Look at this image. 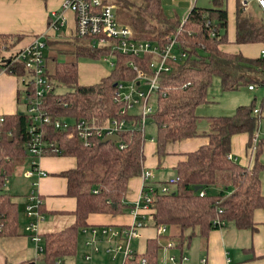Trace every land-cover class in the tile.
Listing matches in <instances>:
<instances>
[{
    "label": "trees",
    "instance_id": "1",
    "mask_svg": "<svg viewBox=\"0 0 264 264\" xmlns=\"http://www.w3.org/2000/svg\"><path fill=\"white\" fill-rule=\"evenodd\" d=\"M234 3V44L264 48V20L260 13L255 7L243 12L238 0ZM115 4L121 11L128 12L126 26L131 29L134 40L160 47L174 40L175 52L185 54L170 71L159 74L158 89L151 97L153 111L149 119L156 127L154 143L158 160L168 156L178 143L198 137L207 139L205 145L181 155L182 159L174 167L176 185L169 193L155 197L150 219L152 226L156 230L160 226L175 228L178 236L174 239L180 248L186 240L196 236L206 240L210 231L229 225L254 233L258 229L254 213L259 210L264 214L260 180L264 167L259 161L264 142L258 138L253 144L263 118L264 100L257 114L254 113V98L249 106L237 107L231 116L207 119V132L201 133L197 129L201 117L196 115V110L207 102V93L215 78L221 92L263 87L264 58L259 53L255 58H248L221 49L229 44V16L224 0H216L212 8H195L182 26L174 12L166 11L163 0H121ZM6 39H11L14 47L23 37L0 36V44ZM110 55L114 67L106 78L95 85H78L79 58L99 61ZM72 57L70 61L52 65L49 76L56 87L62 86L66 91L55 93L53 90L47 94L44 110L53 121L84 120L103 126L112 119H123L128 129L119 133L118 143L102 144V140L95 139L90 147H84L77 137L67 138L69 130L56 129L53 123L42 126L44 139L56 144L61 152L58 156L44 157L75 159V168L61 173L60 177L66 179V195L76 200V209L72 225L41 237L43 257L40 264H54L72 257L77 250L79 233L89 228V215L122 214L127 207L124 203L129 182L140 177L145 161V133L141 131L140 117L135 113L120 116L124 105L115 101V86L136 78V71L128 66L130 62L143 76H153L152 56L122 55L111 52L108 46L92 49L86 42L74 49ZM1 59L0 53V69L6 68V74L17 79L26 75L22 66L11 62L4 64ZM18 103H21L19 99ZM28 127L25 112L5 116L0 124V237L18 234L20 220L15 197L1 187L17 165L28 157L25 152ZM241 134L248 137L246 150L252 158L250 167L228 159L232 138ZM195 188L199 190L195 192ZM202 191L204 195L200 196ZM261 227L264 231V222ZM159 252L157 239H150L146 241L144 253L135 251V257L145 258L148 264H157Z\"/></svg>",
    "mask_w": 264,
    "mask_h": 264
},
{
    "label": "crops",
    "instance_id": "2",
    "mask_svg": "<svg viewBox=\"0 0 264 264\" xmlns=\"http://www.w3.org/2000/svg\"><path fill=\"white\" fill-rule=\"evenodd\" d=\"M61 3L62 0H0V36L23 37L21 42L14 47V53L30 45L36 38H42L46 43L45 57L48 74L54 62L72 60L74 49L79 45H86V41L77 39L74 35L75 17L71 12L65 13L66 22L64 27L59 31L50 30L49 25L52 14L60 11ZM49 42L53 44L49 45ZM229 44L235 45L234 35ZM229 44L222 47L224 52L232 54L241 53L248 58H255L258 55L243 54L240 49H244V51L249 49V52L251 51V47L261 49L260 45H235L236 49L229 50ZM79 60L78 85H95L109 75V72L104 68H96L95 73H90L84 79L85 75L82 72L84 66L83 64L82 66L79 65ZM89 67L95 69V66L89 65ZM21 84L22 82L15 76L9 74L0 75V117L14 116L20 113V108L22 107L21 103H18V99L21 102L20 93L23 90ZM22 105L25 107L24 104ZM247 141L248 137L245 134L234 136L232 138L230 155L241 166L250 167L252 158L249 156L250 159H248L245 151ZM206 143L207 139L204 137L185 140L174 145L169 155L159 161L155 154L154 139H151L148 144L146 142L144 144L145 161L143 168L152 171L155 182H163L155 179L154 169L167 168L174 171L175 165L182 159V154L195 151ZM240 144L244 146L241 152H239L242 149L240 148ZM239 153L243 154L240 161L236 158V155H239ZM30 161L29 158L28 170ZM37 163L40 170L47 175L39 177L37 174H34L30 178H27L25 176L26 173L23 174L25 179L30 180V183L27 190H25L26 193H23L24 199L20 203L14 198V202L18 206V218L19 220L22 218L23 225L19 226L16 236L0 237V264H27L32 262L40 264L43 257V240H41V237L45 234L59 232L72 225L75 221L73 213L76 209V200L66 195L67 182L66 179L60 177L61 173L75 168V159L71 157L47 156L38 159ZM10 177L5 181L1 189L16 197V191L10 181ZM33 183H36L35 189L43 199L42 211L44 220L37 225L40 236L38 244L33 242L25 231V227L33 222L26 216L25 212V207L28 204L26 196L32 190L31 184ZM139 192L140 179L138 177L131 180L128 185V192L124 203L127 206L124 210L127 213L126 215L124 212L118 215L91 214L87 219V225L89 227H125L129 225L131 223L130 210ZM254 221L258 225V229L254 233L248 230H238L233 225H229L224 229L210 231L206 240L196 236V256L194 255V260L190 258L189 253L187 255L189 244L187 249L183 246L179 250H170L167 253L177 254L181 252L188 258L185 264H264V231L261 227V224L264 222V214L262 211L258 210L254 213ZM83 230L78 235L75 254L72 257L56 261L54 264H86L84 256L89 253V249L86 247L89 235L84 233ZM141 231L139 233L140 236L134 240L133 250L137 253H144L146 241L150 239H157L160 249L166 245L168 240H172L178 245L177 240L174 239L178 236V231L175 228L169 227L166 236L159 238H157V232L152 236L144 228ZM141 239H144V241L142 242ZM141 245V250H138L137 247ZM96 255L97 253L92 254L89 264H98L95 259ZM159 255H162L161 251ZM203 260L205 261L204 263H202Z\"/></svg>",
    "mask_w": 264,
    "mask_h": 264
},
{
    "label": "built area",
    "instance_id": "3",
    "mask_svg": "<svg viewBox=\"0 0 264 264\" xmlns=\"http://www.w3.org/2000/svg\"><path fill=\"white\" fill-rule=\"evenodd\" d=\"M121 0H62L60 11L54 12L50 20L49 28L59 31L64 27L66 19L65 13L71 12L75 17L74 35L77 39L84 40L92 49L108 46L111 52H118L122 55L134 57L149 55L152 56L150 64L153 76L145 77L139 72L134 64L130 62L128 66L136 71V78L131 82L117 84L115 101L123 103L124 107L119 112L120 116L125 114H137L140 117L141 131H145L146 120L153 111L151 103L152 94L158 89L157 81L161 72H168L173 64L181 61L185 54L176 53L174 50V40L164 46H159L148 41L134 40L131 29L127 26L119 25L117 22L116 2ZM174 1V0H172ZM189 9L180 18L181 26L186 22L190 13L196 8V0H188ZM243 12H248L255 7L264 20V0H238ZM46 43L42 38H36L30 45L21 50L2 56L4 64L11 62L20 65L26 71V75L20 78L23 90L20 93L21 104L25 105V113L28 117L29 127L27 130L29 140L25 145V152L30 158V167L25 174L30 178L34 174L45 177L47 174L40 170L37 160L45 155L58 156L61 152L56 144L44 139L41 130L43 125L54 124L56 129L69 130L67 138L77 137L82 141L84 147H90L95 139H104L108 136H119V133L128 129L125 120L112 119L103 126L96 125L93 121L80 120L69 122L66 120L53 121L44 110V98L47 94L55 90L56 85L49 76L46 67L45 57ZM260 57L264 58V48L259 52ZM101 60L106 61L110 68L114 67L112 55L106 56ZM6 74V68L0 69V75ZM255 86H249V91H254ZM124 91V92H123ZM28 93V94H27ZM137 108V110H136ZM254 113H259L255 110ZM3 117H0V124ZM71 130V131H70ZM258 135L253 139L255 145ZM229 160H233L231 155ZM140 192L130 210L131 223L125 227L100 226L85 228L84 233L89 235L86 247L89 253L84 256L86 264L91 261L93 253H98V243L106 244V251L115 258L122 256V264H148L143 257L136 258L135 251L132 249V242L140 236V231L147 227L148 219L153 213V203L155 197L160 194H167L176 185V179L166 182H155L153 173L149 169L143 168L140 174ZM32 190L26 196L28 204L25 207L26 216L33 222L25 227L26 233L31 240L38 244L40 236L37 225L44 220L41 211L43 199L36 191V183L31 184ZM204 195V191L200 196ZM158 237L167 234V227L160 226L156 230ZM180 247L168 240L158 255L157 264H185L188 261L184 254H168L170 250H179ZM41 250V248H40ZM205 261L203 260L202 263Z\"/></svg>",
    "mask_w": 264,
    "mask_h": 264
},
{
    "label": "rangeland",
    "instance_id": "4",
    "mask_svg": "<svg viewBox=\"0 0 264 264\" xmlns=\"http://www.w3.org/2000/svg\"><path fill=\"white\" fill-rule=\"evenodd\" d=\"M216 0H196V8H212L214 5V2ZM226 2V8L229 16L228 20V40L233 39L234 35V15H235V3L234 0H224ZM163 6L168 12H174L179 18H181L185 12L189 9V1L188 0H163ZM116 17H117V22L119 25L126 26L127 25V16L128 12L127 11H121L120 9L117 8ZM261 16V15H260ZM260 18V17H258ZM260 20V19H259ZM12 41L11 39H6L1 42V55L2 56H7V54H12L14 47L11 46L10 42ZM222 49V48H221ZM228 49H236L235 45H230ZM241 52L244 53H249L252 55H258L259 53V48L258 47H251L250 52L246 49H240ZM83 64V69L82 72L85 75L84 79H86V76H88L90 73H95L96 68H104L107 72H111V69L106 61L99 60V61H92L89 59H80L79 60V65L82 66ZM89 65L95 66V69L89 67ZM80 82V81H79ZM86 83V82H84ZM254 92H249L246 87L240 88L237 91H231V92H221L219 88V81L218 79H213L212 80V85L208 90L207 93V102L201 104L198 106L196 110V115L201 117L200 122L198 124V131L201 132H207V122L206 120L211 118V117H219V116H231L237 107L239 106H249L252 100L255 98V108L256 110L259 111L260 106L264 100V86L263 87H255ZM66 89L62 86L56 87L55 93H63L65 92ZM124 92V91H123ZM20 112L22 113L25 110V107L21 104ZM137 110V108H136ZM264 115V112H263ZM144 137H145V142L148 144L151 139H154L155 133H156V127L154 123L148 118L146 120V125L144 129ZM258 138L262 142H264V117L260 120L259 123V129H258ZM240 148H242L239 152H241L244 149L243 144H240ZM246 151V157L250 159V151ZM243 154L239 153V155H236V158L238 161L241 160ZM260 163L264 167V148L262 155L259 159ZM28 166H29V158L26 157L24 161L21 164H18L13 175L10 177V181L13 184V187L15 188L16 194L15 200L20 203L21 200L24 198V194L26 193L25 190H27V187L30 183V180H27L24 178V173L28 172ZM154 177L158 181H163L166 182L170 179H176V174L174 171L171 169H154ZM260 180H261V193L264 195V169L260 174ZM25 191V192H24ZM126 215L127 213L124 212ZM21 226L23 225V220L22 218L20 219ZM144 230H148L149 235H155L156 234V229L152 226L151 220L148 219V225L147 227L144 228ZM142 232V231H141ZM140 232V233H141ZM141 241L143 242L144 239ZM100 243V242H99ZM98 243V253L95 256L96 262L98 264H122V256L117 255L115 258L113 257L112 254L107 253L106 251V246L103 242L100 244ZM134 244L135 241L132 242V249H134ZM189 244V249L187 250V255L189 253L190 258L194 260V255L196 256V237L192 238L190 241H187L184 243L183 246L187 249ZM142 245L137 247L138 250H141ZM188 256V257H189ZM196 263V262H195Z\"/></svg>",
    "mask_w": 264,
    "mask_h": 264
},
{
    "label": "water",
    "instance_id": "5",
    "mask_svg": "<svg viewBox=\"0 0 264 264\" xmlns=\"http://www.w3.org/2000/svg\"><path fill=\"white\" fill-rule=\"evenodd\" d=\"M169 15L171 16V14L169 13ZM116 87V86H115ZM9 141H12V139L10 138ZM120 140H119V137L118 136H115V135H112V136H108V137H105L104 139H102L101 143L102 144H106V143H118ZM199 188H195L194 191H198Z\"/></svg>",
    "mask_w": 264,
    "mask_h": 264
}]
</instances>
